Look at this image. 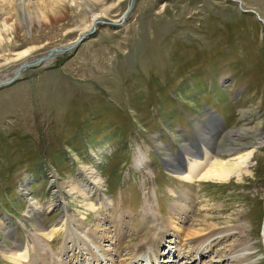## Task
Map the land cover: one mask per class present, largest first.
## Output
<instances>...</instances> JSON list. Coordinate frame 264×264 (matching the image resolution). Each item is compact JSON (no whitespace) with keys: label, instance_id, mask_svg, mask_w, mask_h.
I'll return each mask as SVG.
<instances>
[{"label":"rangeland","instance_id":"obj_1","mask_svg":"<svg viewBox=\"0 0 264 264\" xmlns=\"http://www.w3.org/2000/svg\"><path fill=\"white\" fill-rule=\"evenodd\" d=\"M128 3L0 0V80L89 32L0 86V220H8L0 247L20 244L22 264H127L145 249L154 264L147 246L159 240L160 264H235L229 245L247 242L244 262L264 264V0H132L114 25ZM213 113L223 121L217 149L263 140L247 170L194 183L164 171L159 157L213 138L217 119L200 125ZM138 148L142 168L133 163ZM81 165L101 178L88 198L61 185L84 182ZM57 196L62 206L46 208ZM29 199L43 207L48 237L34 229ZM175 207L182 219L167 218ZM238 224L226 239L192 242L206 228ZM0 264L15 263L0 249Z\"/></svg>","mask_w":264,"mask_h":264},{"label":"bare ground","instance_id":"obj_2","mask_svg":"<svg viewBox=\"0 0 264 264\" xmlns=\"http://www.w3.org/2000/svg\"><path fill=\"white\" fill-rule=\"evenodd\" d=\"M97 19H98V17L94 16L92 18V24L94 22L96 24L98 22ZM71 43H69V44H71ZM69 44L65 45V47L68 46ZM19 73H21V72H19ZM234 133H236V131H231L229 133V140L232 139L231 136ZM200 135L201 134L197 133L198 137H200ZM236 139L240 140V138H238V137L235 138V140ZM259 144H263V140H261V141L256 140L254 143L251 144V146L248 149H245V150H243L240 146L238 147V146L234 145L235 146L234 147L232 143L228 144L227 149H220L219 147H218L219 149H217L216 148L217 144L215 143V139L210 138L206 144L201 143V144L197 145V150H195V151H190V148L185 145V147H183L184 149L182 151V155L180 158V159H182L181 160L182 163L174 168L172 175L179 178V179L188 181L189 183H194L196 181H202V180H204V181L205 180H212V181H219L220 182V181H225V180L231 178L232 176L239 177L242 174V171L247 170L246 167H248L247 165H248L249 157L251 156V154L253 153V151L255 150L257 145H259ZM239 150H240V152H239ZM214 151L219 152V153L226 152L227 154L225 153L226 154L225 156H215L213 154ZM145 158H146V156H145L144 152H142V150L138 148L135 151L133 163L136 165L137 168H142L144 166V164L146 163ZM79 174L80 175L83 174V176H85L84 182L80 181L78 183H75V182H73L72 179H69L66 182L61 183V185L63 187V188L62 187L61 188L64 191H66V193L71 195V197L77 198L78 196H83L84 198H88L90 193L97 191L99 189V187L101 186V178L97 175V172L92 167H89L87 165H81L79 167ZM28 180L29 179L25 178L23 180V182L21 183V186H22L21 191H23V189L25 188L24 186L27 185ZM55 190H56V192L60 191L58 189H55ZM28 203H29L28 204V215L33 220L32 222H34V229L36 231H38L39 234L48 237V235H47L48 231H47V233H45L42 230L43 221L39 218V214L43 210V207H41V205H39L37 201L34 202L30 199L28 200ZM62 204H63V201L61 200L60 197L57 196L53 200H51V202L49 203V205L46 208H50L51 206L58 207V206H62ZM178 208H179V211H178ZM180 209H181L180 207H175V209L171 208L170 212L168 213L167 218L168 219L171 218L174 220L176 218V216L179 217V215H180V218L182 219L183 216H185V211L184 210L181 211ZM6 221H8V220H5L4 217L0 220V228L3 230H6V224H7ZM211 224H213V223H211ZM242 227H243V224H238V225H233L232 227H228V226L222 227L218 231H216L217 229L213 228V227L212 228L211 227H209V228L203 227V228H198L197 230H192L190 228L186 232L185 236L199 234L200 232L204 231L205 228L208 229V231L205 234L198 236L197 238H195L192 241L193 243L197 242L199 244L200 242H204V241L210 239V237H212V236L214 238L215 234H218L219 238L226 239V237H228L230 235L232 236V235H235L237 233H240L241 232L240 230H242ZM57 230H58V228L55 227L52 229V232H56ZM6 232H8V231L6 230ZM165 233H166V231L163 230L162 234L164 235ZM163 235L161 237H163ZM100 236H102V235H100ZM213 238H211V239H213ZM190 240H192V239H190ZM158 241L156 243V246L154 245L155 249H153V248L151 249L150 248L151 245L147 246L149 249L148 251L150 252L149 253V261H151L154 264H158L157 255H158V249L159 248H157V250H156V247L158 245H160V243H158ZM161 241H163V240H161ZM20 248H21V245L18 243H14L12 245V247H4V248L0 247V249L3 253V256H5L6 260L14 262L15 264H19V263L22 264V262H23L22 259L25 257L24 256L25 251L23 250L24 251L23 253L19 252ZM247 249H248L247 242L246 243L245 242H242V243L232 242L229 245L228 250H229L230 254L231 253L233 254V259L235 260L234 261L235 264H251V263H245L246 261L244 259L245 256L243 255V251L247 250ZM64 250H66V249H64ZM145 253H146V249H145V251H142V253L141 252L135 253V255L134 256L132 255L130 257V259L128 258L129 261L127 264H129V263H132V264H151L148 262V260H147L148 258L147 259H145V257L143 259H142V257H141V259L138 258L139 256H142V254H145ZM100 254H102V253H100ZM95 256L98 257L97 255H94L93 257H95ZM192 256H194V255H192ZM111 259H112V257H111ZM166 261H168V260H166ZM108 262H110V261H108ZM49 264H52V263H49ZM112 264H113V262H112Z\"/></svg>","mask_w":264,"mask_h":264},{"label":"water","instance_id":"obj_3","mask_svg":"<svg viewBox=\"0 0 264 264\" xmlns=\"http://www.w3.org/2000/svg\"><path fill=\"white\" fill-rule=\"evenodd\" d=\"M131 1L132 0H129V3L127 5V8L125 10V12L123 13V15L121 16V19L120 21L117 23H115L114 25H117V24H120L121 21H123V16L124 14L129 11L130 7H131ZM101 21V20H100ZM99 22V20H98ZM110 25V23H108ZM94 25V24H93ZM113 27V26H111ZM89 32H86V33H82L81 35H79L76 39L73 40V42L71 44H69L68 46H64V47H60V46H56V47H52L50 48L49 50H47L42 56L40 57H37V58H33V59H30L24 63H21L17 70L15 71V73L13 75H11L10 78H7V79H4V80H0V86L1 85H4V84H8L10 83L11 81H13L14 79H16L21 73L23 68L25 67H28V66H31V65H35L39 62H46L47 60H49L52 56L56 55V54H59V53H63V52H66L72 48H74L79 42L82 41L83 37ZM85 34V35H84ZM165 169H167L166 167H164Z\"/></svg>","mask_w":264,"mask_h":264}]
</instances>
